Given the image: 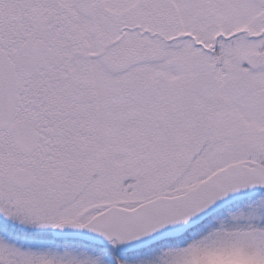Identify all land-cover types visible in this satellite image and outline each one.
Instances as JSON below:
<instances>
[{"label": "snow or ice", "instance_id": "obj_1", "mask_svg": "<svg viewBox=\"0 0 264 264\" xmlns=\"http://www.w3.org/2000/svg\"><path fill=\"white\" fill-rule=\"evenodd\" d=\"M237 254L264 264V0H0V264Z\"/></svg>", "mask_w": 264, "mask_h": 264}, {"label": "rangeland", "instance_id": "obj_2", "mask_svg": "<svg viewBox=\"0 0 264 264\" xmlns=\"http://www.w3.org/2000/svg\"><path fill=\"white\" fill-rule=\"evenodd\" d=\"M246 211H247L246 205L233 204L227 207L222 212L214 215L209 220L205 221V223L201 225L199 230L205 228L219 227L222 223L226 224L227 226L246 224L247 219L245 216L242 215V213ZM216 259H217V264H252L251 258H245L243 256H240L239 254L227 256V257H219Z\"/></svg>", "mask_w": 264, "mask_h": 264}, {"label": "water", "instance_id": "obj_3", "mask_svg": "<svg viewBox=\"0 0 264 264\" xmlns=\"http://www.w3.org/2000/svg\"><path fill=\"white\" fill-rule=\"evenodd\" d=\"M232 204H233V203L228 202V203H224V204L219 205L217 208H215V209H213L211 212H209V213L207 214L206 217H202L199 221H196V222H194L192 225H190V226H189V229H191V228L197 226L198 224L202 223V222H203L204 220H206L207 218L211 217L212 215L218 213V212L221 211L222 209H224V208H226V207H228V206H230V205H232Z\"/></svg>", "mask_w": 264, "mask_h": 264}, {"label": "flooded vegetation", "instance_id": "obj_4", "mask_svg": "<svg viewBox=\"0 0 264 264\" xmlns=\"http://www.w3.org/2000/svg\"><path fill=\"white\" fill-rule=\"evenodd\" d=\"M209 220V219H208ZM207 221V220H206ZM205 223V222H204ZM204 223H202V224H204ZM201 224V225H202ZM201 225H199V226H197L196 228H194V229H192L193 231H196V230H199L200 229V227H201Z\"/></svg>", "mask_w": 264, "mask_h": 264}]
</instances>
